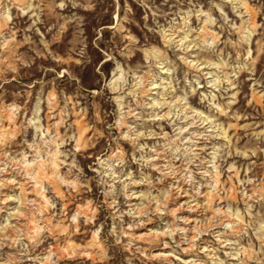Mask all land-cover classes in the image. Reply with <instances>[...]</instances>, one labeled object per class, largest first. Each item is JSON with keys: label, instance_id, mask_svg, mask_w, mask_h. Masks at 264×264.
Masks as SVG:
<instances>
[{"label": "rangeland", "instance_id": "374dc122", "mask_svg": "<svg viewBox=\"0 0 264 264\" xmlns=\"http://www.w3.org/2000/svg\"><path fill=\"white\" fill-rule=\"evenodd\" d=\"M0 264H264V0H0Z\"/></svg>", "mask_w": 264, "mask_h": 264}]
</instances>
